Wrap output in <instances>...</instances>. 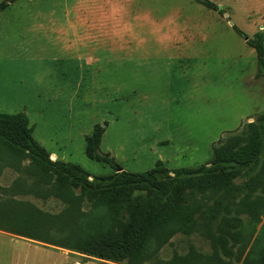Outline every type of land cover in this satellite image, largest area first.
<instances>
[{"label":"rangeland","instance_id":"374dc122","mask_svg":"<svg viewBox=\"0 0 264 264\" xmlns=\"http://www.w3.org/2000/svg\"><path fill=\"white\" fill-rule=\"evenodd\" d=\"M263 22L264 0H0V112L27 116L31 135L50 155L48 167L77 164L91 181L159 163L175 176L210 166L222 147L251 146L259 164L232 165L230 183L190 198L201 231L177 233L160 249L150 240L145 264H245L220 249L206 220L214 207L234 219L224 228L240 258L262 264ZM1 138L0 230L50 234L62 243L77 238L73 245L84 246L86 234L56 230L67 228L73 213H42H61L67 204L57 195L85 196L81 189L57 183L58 170L30 158L2 159ZM224 198L231 203L219 205ZM87 204L78 202L82 211ZM10 240L0 238V264H11ZM38 242L59 254L28 242L27 264L63 257L114 264L80 247Z\"/></svg>","mask_w":264,"mask_h":264},{"label":"trees","instance_id":"16d2710c","mask_svg":"<svg viewBox=\"0 0 264 264\" xmlns=\"http://www.w3.org/2000/svg\"><path fill=\"white\" fill-rule=\"evenodd\" d=\"M12 1V0H8ZM262 46V64L264 62ZM5 141L2 159L18 156L17 161L30 158L32 163L40 169L58 170L57 183L64 181L80 188L85 196L65 197L58 196L67 204L59 214H46L49 219H64L63 213L68 211L75 215L67 228L60 226L58 232L63 236H71L79 233L86 234L84 246L73 245L77 238L60 242L50 234L39 237L36 234L22 232L20 230H7L16 235L38 240L47 244L61 246L64 248H78L93 257L121 264H145L152 257L148 249V242L154 239L158 243V249L167 243L177 233L191 234L201 231L200 216L197 215L196 206L189 203L190 198L213 189L220 183H230V167L245 168L253 160L254 153L251 146L247 145L232 150L225 146L216 150V159L210 166H204L194 171L178 172L171 176L166 168L159 163L158 168L142 173L116 172L108 177H99L93 181L89 180L87 172L77 164L64 161L51 163L50 155L45 147L39 144L28 128V118L23 113L6 114L0 112V138ZM99 137V134H98ZM1 138V139H2ZM89 138V143L93 142ZM98 140V138H97ZM97 140L94 142L97 144ZM91 158L94 154L87 152ZM248 153H250L248 155ZM3 160H0V162ZM16 167V165H14ZM226 203L219 205L227 206L232 199L224 198ZM87 201L86 211H82L78 202ZM77 202V203H76ZM221 208L214 207L210 215L206 216L210 227L219 233L221 239L218 243L220 249L228 258L248 264L238 255L236 247L228 242L226 235L228 230L224 225L232 224L234 219H229L222 214ZM216 225L214 221H220ZM67 230V231H65ZM67 237V238H68ZM224 242V243H222ZM228 244L230 246H228ZM264 264V254L262 255Z\"/></svg>","mask_w":264,"mask_h":264},{"label":"crops","instance_id":"0c3cea01","mask_svg":"<svg viewBox=\"0 0 264 264\" xmlns=\"http://www.w3.org/2000/svg\"><path fill=\"white\" fill-rule=\"evenodd\" d=\"M262 31H264V22L262 23ZM7 237L11 239L9 241V243L5 242V243H8V245L6 246L7 249L10 250V253H8V259H10L11 264H27V258L25 257V253H26L25 250L27 248L26 246H27L28 242L37 245L41 252L44 250H49V251L54 250L52 248H45L43 245L39 244V242L34 240V239H30V238H26V237H23L20 235H16V234L9 232V231L0 230V238L2 239V238H7ZM0 244H2V243L0 242ZM38 248H36V249H38ZM21 251L23 252V255H22ZM32 252H33V250H32ZM51 253H53V254L58 253L59 254V252H57L56 250H54V252H51ZM64 259L65 258L63 257L62 261H60V262L58 261L57 264H65V263L69 264L68 260L67 259L64 260ZM107 262H110V261H107ZM111 263H114V262H111ZM31 264H33V263H31ZM114 264H117V263H114Z\"/></svg>","mask_w":264,"mask_h":264}]
</instances>
